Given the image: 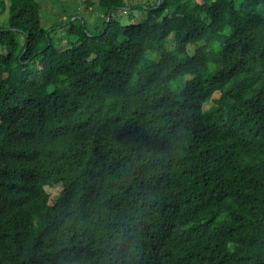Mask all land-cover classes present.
Returning <instances> with one entry per match:
<instances>
[{
	"label": "trees",
	"instance_id": "16d2710c",
	"mask_svg": "<svg viewBox=\"0 0 264 264\" xmlns=\"http://www.w3.org/2000/svg\"><path fill=\"white\" fill-rule=\"evenodd\" d=\"M201 1L0 0V264H264V0Z\"/></svg>",
	"mask_w": 264,
	"mask_h": 264
},
{
	"label": "rangeland",
	"instance_id": "374dc122",
	"mask_svg": "<svg viewBox=\"0 0 264 264\" xmlns=\"http://www.w3.org/2000/svg\"><path fill=\"white\" fill-rule=\"evenodd\" d=\"M41 3V16L44 21L45 27H50L54 24L57 27L53 30L55 41L61 47H67L76 40L75 36L68 35L67 29L70 24L66 21L73 19L75 23L84 22L87 30L90 33H99L105 23L106 16L105 9L100 5L99 0H39ZM155 0H125V8L117 9L113 15L119 18L122 22L142 21L148 19L149 9L136 10L132 9V5L151 3ZM202 2L201 0H198ZM148 6V5H147ZM149 7V6H148ZM165 14V13H164ZM133 17V19L130 18ZM163 15L158 17L162 19ZM8 22L7 10L0 11V25H5ZM173 34L168 37V45L172 41ZM173 43V41H172ZM196 44L188 45L187 49L180 53V59H183L187 54H193L196 49ZM219 92L214 94V97H218ZM214 104L213 100L204 103V109L210 108ZM58 187H48V191L51 193V203L55 201L58 194Z\"/></svg>",
	"mask_w": 264,
	"mask_h": 264
}]
</instances>
